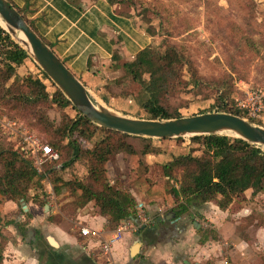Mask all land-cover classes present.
I'll list each match as a JSON object with an SVG mask.
<instances>
[{"label": "trees", "instance_id": "16d2710c", "mask_svg": "<svg viewBox=\"0 0 264 264\" xmlns=\"http://www.w3.org/2000/svg\"><path fill=\"white\" fill-rule=\"evenodd\" d=\"M9 2L12 4L10 0ZM128 2L132 7L142 5V0H110L112 5ZM142 6L141 12L134 15L141 18L145 34L154 37V19L159 20L160 27L163 26L162 20L159 19L161 12L144 4ZM17 9L55 52L54 47L38 33L25 13ZM148 14H152L154 18ZM246 41L251 50H258L255 41ZM143 52L152 61L149 64L152 69L142 65L139 56ZM139 54L132 62L124 64L125 75L122 80L128 82L130 92H127L129 89L125 83H119L117 80L111 82L120 89L123 99L130 100L143 109V116L137 118L167 120L183 117L179 110L175 111L176 114L169 112L168 106L171 99L185 92L206 93L205 97L213 100L212 111L230 113L244 119L247 117L245 112L236 107L232 94L233 85L226 80L211 82L203 78L192 61L178 48L166 45L165 49L160 51L150 44ZM0 56V103L15 109L30 110L37 123L49 133V145L60 155L62 164L59 169L56 168L57 162L45 168L46 176L55 186V193L59 194L64 187H69L72 193L77 192V207L94 202L101 214L108 217L112 228L118 227L124 220L134 218L138 211V202L131 193L109 182L108 164L115 162L121 154L138 157L139 166H145L148 172L136 178L143 179L142 182L153 186L148 177L152 163L148 160L156 159L155 155L162 145L167 142H180L183 137L152 139L99 127L73 107L38 65L37 69L44 79L51 83L54 89L52 93L37 75L15 80V77H18L17 69L33 60L1 26ZM60 59L66 65V62ZM205 88H210L211 91L207 92ZM107 89L112 90L109 86ZM103 99L108 103L107 98ZM45 106L56 111L59 118L44 111ZM249 121L253 123L252 120ZM133 140L138 141L141 148H138ZM190 140L195 148L189 147L184 154L154 163L159 178L172 180L174 173L180 172L178 185L172 189V194L185 202L177 206L178 214L185 213L186 205L193 201L200 204L215 203L221 210L226 211L239 201L252 202L264 193L262 148L226 135H199L190 137ZM77 164H84L86 167L85 179L65 180L61 173ZM43 178L45 175H39L31 162L23 158L13 144L10 147L0 140V203L2 200L25 199L30 189L41 185ZM59 183L62 185L59 186ZM211 233L214 234L212 231ZM206 239H209L208 236ZM3 261L4 244L1 243L0 264H3Z\"/></svg>", "mask_w": 264, "mask_h": 264}, {"label": "crops", "instance_id": "0c3cea01", "mask_svg": "<svg viewBox=\"0 0 264 264\" xmlns=\"http://www.w3.org/2000/svg\"><path fill=\"white\" fill-rule=\"evenodd\" d=\"M10 1L25 13L90 94L104 103L103 98L112 100L118 95L120 89L111 82L124 83V64L153 44L154 37L145 34L141 18L132 11L122 12L110 0ZM156 177L153 186L130 192L149 222L123 234L113 246L109 264H206L216 250L221 253L225 243H230V255L237 261L241 240L238 213H232L236 204L223 211L215 203L193 201L186 205L185 213L178 214L177 205L184 200L169 192L170 180ZM46 194L32 188L25 199L1 201L3 264H106L101 244L117 227L110 226L94 202L76 207L69 218L63 211L75 200L65 198L68 193ZM260 195L243 202L250 212ZM55 215H61L59 222L51 220ZM82 227L93 234L82 236ZM211 231L217 240L206 239Z\"/></svg>", "mask_w": 264, "mask_h": 264}, {"label": "rangeland", "instance_id": "374dc122", "mask_svg": "<svg viewBox=\"0 0 264 264\" xmlns=\"http://www.w3.org/2000/svg\"><path fill=\"white\" fill-rule=\"evenodd\" d=\"M143 4L161 12L159 19L162 20L163 26L160 27L159 20L154 19L156 36H154L152 45L160 51H163L166 45L174 46L192 61L203 78L211 82L226 80L230 85L232 84V94L236 100L237 109L246 113V120H252V124L264 127V113L259 118H251L248 110L239 108L240 103H249L257 108L259 101H264V0H142ZM142 5L138 4L136 7H132L130 2L118 4L122 12L132 11L136 15L141 12ZM148 15L154 18L152 14ZM144 25L146 26V24ZM247 39L255 41L258 50H251ZM139 59L145 68L152 69L149 66L152 61L146 53L143 52ZM33 62L18 68V77H15V80L37 75L46 85L47 90L52 93L54 89L51 83L44 79L37 69V64L34 62L36 64L34 65ZM124 83L129 89L127 92H130V88L127 86L128 82ZM205 90L211 91L210 88H205ZM120 92L112 100H108V103H104L94 94L92 96L95 101L105 104L119 114L133 118L142 117L143 109L136 103L123 99ZM205 94L201 92L182 93L171 99L168 111L176 114L175 111L179 110L183 117L214 112L212 111L213 100L207 99ZM43 109L49 112L52 117L59 118L58 113L50 110L48 106ZM0 114L10 120L24 123L31 130L36 131L45 143H50L49 133L37 123L30 110L15 109L0 103ZM0 140L12 147L13 141L2 130H0ZM133 142L138 148H141L138 141L133 140ZM189 147H196L191 143L190 137H183L180 142L173 141L162 145L158 154L155 155L156 159L148 160L149 163H152L149 170L148 177L151 179L149 181L154 184L158 180L155 161L164 162L174 155L184 154ZM57 163V166L61 167L62 161L59 160ZM144 167L143 165L139 166L138 157L121 154L115 162H111L107 166L109 182L129 193L142 191L149 185L142 182L143 179L139 180L136 177H142L148 172ZM61 175L65 180H84L87 170L84 164H77L62 172ZM179 178L180 172H176L173 179L168 181L167 187L171 194L172 189L177 187ZM54 188L52 181L46 177L35 189L36 191L40 190L41 195H45V197L49 192L57 196L68 193L65 198H73L76 201L77 192L72 193L69 187H64L59 194L55 193ZM75 201L69 203V208L63 211L69 218L75 215L77 207ZM254 204L255 206L250 212L249 205L239 201L232 211L233 214L238 213L237 217L240 222L238 236L241 241L237 243L239 251L237 261H239L233 260L234 257L232 258L230 255L229 243L228 247L221 246V253L216 250L214 254H211L206 264H225L226 262L228 264H264V196L260 195ZM60 219L61 215L51 217V220L56 222H59ZM209 237L217 240L215 234L210 233Z\"/></svg>", "mask_w": 264, "mask_h": 264}, {"label": "water", "instance_id": "95a60500", "mask_svg": "<svg viewBox=\"0 0 264 264\" xmlns=\"http://www.w3.org/2000/svg\"><path fill=\"white\" fill-rule=\"evenodd\" d=\"M0 17L14 41L27 51L82 116L99 127L124 134L152 139H173L199 135H226L242 139L264 150V127L225 112L197 114L167 120L133 118L119 114L95 101L87 87L33 30L9 0H0ZM18 34L24 36L20 42Z\"/></svg>", "mask_w": 264, "mask_h": 264}, {"label": "built area", "instance_id": "2783aa9c", "mask_svg": "<svg viewBox=\"0 0 264 264\" xmlns=\"http://www.w3.org/2000/svg\"><path fill=\"white\" fill-rule=\"evenodd\" d=\"M239 108L248 110L251 118H259L264 113V101L260 100L257 108L249 103H240ZM0 130L13 141L15 149L23 158L31 162L39 175L47 177L46 166L60 160L59 153L49 144L45 143L44 139L36 131L31 130L24 123L10 120L0 114ZM56 167L60 168V165ZM148 222V217L140 209H138L134 218L122 221L111 238L101 244V251L106 257V264L111 263L109 255L112 252L114 244L122 238L123 234L128 230H137ZM80 232L84 237H89L93 234L87 227H82ZM225 246L228 247V243H225ZM225 264H228V262Z\"/></svg>", "mask_w": 264, "mask_h": 264}, {"label": "bare ground", "instance_id": "6f19581e", "mask_svg": "<svg viewBox=\"0 0 264 264\" xmlns=\"http://www.w3.org/2000/svg\"><path fill=\"white\" fill-rule=\"evenodd\" d=\"M0 24L3 28L6 29V25H5L4 21L1 19V17H0ZM16 39L20 42L21 40H24L25 38L22 34H18Z\"/></svg>", "mask_w": 264, "mask_h": 264}]
</instances>
